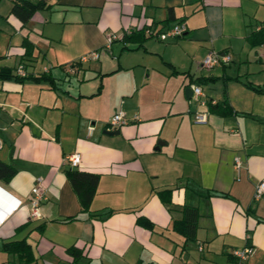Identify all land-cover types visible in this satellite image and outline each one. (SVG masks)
I'll return each instance as SVG.
<instances>
[{"label": "crops", "instance_id": "crops-1", "mask_svg": "<svg viewBox=\"0 0 264 264\" xmlns=\"http://www.w3.org/2000/svg\"><path fill=\"white\" fill-rule=\"evenodd\" d=\"M44 2L25 20L0 0V71L30 74L0 75V264L18 260L5 241L24 237L32 264H238L232 250L246 245L242 264H264V42L251 35L264 0ZM180 21V36L145 31ZM93 49L99 58L78 62ZM211 51L232 59L205 66ZM118 111L126 123L105 132ZM74 152V167L100 174L89 209L67 175ZM185 204L199 208L195 239L174 224Z\"/></svg>", "mask_w": 264, "mask_h": 264}, {"label": "trees", "instance_id": "trees-1", "mask_svg": "<svg viewBox=\"0 0 264 264\" xmlns=\"http://www.w3.org/2000/svg\"><path fill=\"white\" fill-rule=\"evenodd\" d=\"M44 4H45L44 0H35V1L14 0L13 9L17 11L23 17V19L26 20L31 16L33 9H35L36 7L43 6ZM172 10L173 8H170V11ZM140 32L144 35L146 34L144 31H142V29L140 30ZM251 35L256 39V41L259 44L263 43L264 26L259 28L258 30L253 31ZM25 43H27L26 40ZM0 75L3 77L13 76L17 79H24L30 76V74L20 75L15 72L13 73L12 70L10 69L6 70V68L0 71ZM42 77H46V76H42ZM209 109L211 111L227 112L230 110V106L226 101L224 102L209 101ZM67 175L79 197L82 208L89 209L91 205V201L97 190L100 174L98 172L87 171L72 166L69 170H67ZM198 218H199L198 206L185 204L183 207V217L180 219H176L174 221V224L178 229L184 232L185 235H187V237L195 239L196 231L198 227ZM144 222H146V224L148 225L149 224L152 225V223L149 220H144ZM5 245H7L11 251L16 252L18 254L17 256L18 260L13 261V264H32L35 261L36 257L32 249V245L30 244V242L27 240L26 237L20 239L6 240ZM69 251L74 255V261L79 263V259L82 254L81 250H79L75 246H71L69 247Z\"/></svg>", "mask_w": 264, "mask_h": 264}, {"label": "built area", "instance_id": "built-area-1", "mask_svg": "<svg viewBox=\"0 0 264 264\" xmlns=\"http://www.w3.org/2000/svg\"><path fill=\"white\" fill-rule=\"evenodd\" d=\"M187 29L186 23L184 21L176 22L171 27L165 29V30H155L152 28H147L145 31L147 34H156L158 37L162 39H167L169 37H176L182 35L185 30ZM117 37V34H111L108 36L107 39V46H110L111 42ZM263 58H264V44H263ZM100 56V49H93L85 54H83L78 62H85L90 59H96ZM232 55L229 52H218V51H211L208 53L202 60L203 65L211 67L218 63H228L231 61ZM77 67L76 63L71 64V69L75 70ZM16 73L20 75L27 74V71L25 69V66L23 63H20L15 68ZM194 95L195 97L200 101L201 104H207V98L204 97L203 89L200 84L193 85ZM208 119V111L207 110H199L195 113V121L197 122H206ZM126 118L124 116L123 111L116 112L109 122L108 128H117L121 126L122 124L126 123ZM93 127L91 126L90 129ZM81 153L80 152H74L69 156V159L71 161V164L73 166H79L81 164ZM237 163L240 162L239 157L236 158ZM33 196L31 197L30 203H31V215L32 216H40V202L42 198V190L39 185H35L32 189ZM264 192V178L261 179L257 185H256V191H255V197H260ZM18 204H15L12 206V209H15ZM4 218L0 220V223H2ZM200 249H203V244H200ZM255 248L253 245H246L242 248H235L232 250V253L237 256L238 258V264H242L253 252Z\"/></svg>", "mask_w": 264, "mask_h": 264}, {"label": "water", "instance_id": "water-1", "mask_svg": "<svg viewBox=\"0 0 264 264\" xmlns=\"http://www.w3.org/2000/svg\"><path fill=\"white\" fill-rule=\"evenodd\" d=\"M188 91L193 92V88L188 87ZM105 132H108V133H117V132H119V130L118 129H105Z\"/></svg>", "mask_w": 264, "mask_h": 264}]
</instances>
